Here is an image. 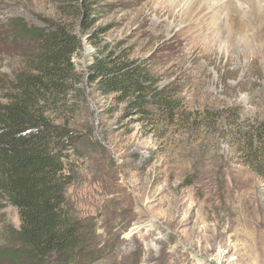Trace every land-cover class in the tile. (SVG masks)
Listing matches in <instances>:
<instances>
[{
    "label": "rangeland",
    "instance_id": "1",
    "mask_svg": "<svg viewBox=\"0 0 264 264\" xmlns=\"http://www.w3.org/2000/svg\"><path fill=\"white\" fill-rule=\"evenodd\" d=\"M176 1L0 0V107L34 51L25 31L65 28L80 44L71 57L79 83L62 114L47 116L72 138L61 159L63 206L88 232L87 264H264V179L255 170H264L255 132L264 128V48L252 30L223 39L226 12L219 17L213 3L201 5L205 27L174 21L194 5ZM225 6L264 24V12L254 19L240 0ZM96 57L133 62L167 106L138 110L132 98L101 95L88 77ZM20 226L17 209L0 202V251L15 247Z\"/></svg>",
    "mask_w": 264,
    "mask_h": 264
},
{
    "label": "trees",
    "instance_id": "2",
    "mask_svg": "<svg viewBox=\"0 0 264 264\" xmlns=\"http://www.w3.org/2000/svg\"><path fill=\"white\" fill-rule=\"evenodd\" d=\"M25 32L31 34L34 51L0 107V202L17 209L21 226L12 233L15 247L0 251V258L19 264H87L94 255L85 246L88 232L63 206L67 177L61 159L72 138L66 126L53 125L47 116L62 114L66 93L79 83L71 57L80 44L65 28ZM117 60L96 57L90 65L89 80L98 82L101 95L132 98L138 110L167 106L158 103L160 94L159 99L150 96L133 62ZM257 131L262 134L254 135L257 143L263 142L264 128ZM255 170L264 179V170Z\"/></svg>",
    "mask_w": 264,
    "mask_h": 264
},
{
    "label": "bare ground",
    "instance_id": "3",
    "mask_svg": "<svg viewBox=\"0 0 264 264\" xmlns=\"http://www.w3.org/2000/svg\"><path fill=\"white\" fill-rule=\"evenodd\" d=\"M176 1V0H174ZM178 1V0H177ZM176 1V2H177ZM193 2L191 3H194L193 4H190L187 6V8H185V12H183V14H180V15H176V17L173 19L174 21L175 20H182L184 22H189V26H191V24L193 23H199L200 25H204L207 26V9L204 10V6L205 4H210V3H213L214 4V8H213V11L215 12V14H219V17H221L223 15V13L226 12V15L224 16V20H226V23L228 24V27H227V30L225 32L222 33V38L223 39H227L228 42L233 41L237 38V37H245L248 33V31L252 30L251 32L253 33H256V36L255 35H252L251 38L252 39V43H258L260 44V49L264 48V24L261 23V21L259 20H256L258 21L259 25H256L254 26L255 24H249L247 23L248 20L244 21L242 18H241V15H240V12L237 10V8H232V7H229L227 8L226 5V0H192ZM197 1V3H196ZM239 1V0H238ZM241 2L245 3V4H248V6L251 8L252 10V14H253V17L254 19L260 17L258 16L259 12L260 11H263L264 12V0H240ZM173 2V1H171ZM179 2V1H178ZM170 3V2H169ZM204 3V6L201 7V5ZM231 5V3H229ZM235 4V3H234ZM241 4V3H240ZM209 6V5H208ZM238 6V5H237ZM236 6V7H237ZM240 6V5H239ZM246 6V5H245ZM177 7V6H176ZM171 8V7H170ZM176 9V8H175ZM178 10V9H177ZM245 12V11H244ZM249 12V11H248ZM261 12V13H263ZM212 13V12H211ZM247 13V12H246ZM170 14V13H168ZM245 15V13H244ZM218 16V15H217ZM168 17V16H167ZM249 17V15L247 16ZM264 18V16H262ZM170 18V17H169ZM245 19V18H244ZM249 19V18H248ZM179 20V21H180ZM252 20V19H251ZM262 20V18H261ZM253 21V20H252ZM255 21V20H254ZM182 23V22H181ZM162 24V23H161ZM174 24V23H173ZM180 24V23H179ZM218 24V23H217ZM185 25V24H184ZM183 25V26H184ZM196 25V24H195ZM220 25V24H219ZM187 26V32L189 33L190 32V27ZM221 26V25H220ZM218 27V26H217ZM161 28V27H159ZM157 28V29H159ZM183 29V28H181ZM180 29V30H181ZM196 29V28H195ZM179 30V31H180ZM218 30H219V27H218ZM162 33V32H161ZM159 34V33H158ZM227 35V37H225ZM189 36V35H188ZM236 37V38H235ZM184 38V37H183ZM186 38V37H185ZM195 38V37H193ZM160 39V38H159ZM187 39V38H186ZM181 40V39H180ZM184 40V39H182ZM187 41V40H186ZM185 41V42H186ZM195 41V40H194ZM184 42V43H185ZM168 45V44H167ZM257 46V45H256ZM264 50V49H263ZM182 56V55H181ZM180 56V57H181ZM179 57V56H178ZM183 58V57H182Z\"/></svg>",
    "mask_w": 264,
    "mask_h": 264
}]
</instances>
